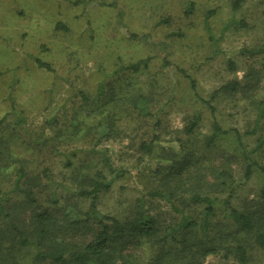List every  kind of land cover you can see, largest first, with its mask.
<instances>
[{"label":"rangeland","instance_id":"1","mask_svg":"<svg viewBox=\"0 0 264 264\" xmlns=\"http://www.w3.org/2000/svg\"><path fill=\"white\" fill-rule=\"evenodd\" d=\"M233 2L0 0V192L10 188L17 159L33 173L47 168L49 182L37 204L51 209L57 235L77 247L92 238L96 224H61L88 211L86 178L102 172L108 187L97 194L99 214L125 221L143 210L160 227L158 238L116 242L114 264H241L233 253L238 244L247 251L244 264H264L256 229L239 230L222 202L228 196L239 211L264 213V0H243L235 10ZM139 60L146 65L137 72L121 68ZM233 80L235 91L211 99L226 133L208 144L206 100ZM134 90L151 97L156 117L128 108L124 96ZM196 114L198 123L186 133ZM158 117V143L145 155L139 143ZM109 122L118 135H100V124ZM245 154L260 166L248 179ZM170 189L169 199L148 194ZM193 192L214 199L207 234L177 227L182 215L202 216L203 204L189 202ZM33 209L16 212L30 224ZM168 231L211 241L217 252L203 258L195 246L178 251L179 244L159 240ZM32 253L18 250L17 264H47L33 261Z\"/></svg>","mask_w":264,"mask_h":264},{"label":"trees","instance_id":"2","mask_svg":"<svg viewBox=\"0 0 264 264\" xmlns=\"http://www.w3.org/2000/svg\"><path fill=\"white\" fill-rule=\"evenodd\" d=\"M243 0H234L232 3V9L235 10L239 7ZM145 60H139L137 62L129 63L121 68L129 70L131 72H137L141 67L146 64ZM37 65L46 69H50L48 64H44L37 60ZM190 85L193 87L194 82L189 80ZM238 82L236 80L229 81L219 88L214 90L206 103L209 105L212 123L211 132L207 136L206 143L210 144L219 135L225 134L224 130L217 121L215 115V108L211 104V99L215 97L218 92L235 91L237 89ZM85 99V95L81 94ZM151 97L147 94L134 90L125 94L124 102L133 112H136L138 116L146 117L147 115L156 117V114L150 112L149 101ZM199 121V115H194L185 126V132L191 133ZM161 124L160 118H156L154 122L153 130L146 140H142L139 143V147L145 155H150L152 149L158 143L159 136L154 131ZM106 126V128L104 127ZM104 130L100 132L102 136L110 137L111 134L118 135L111 122L108 126L100 124ZM177 141V140H176ZM179 149V146H178ZM248 160V163L244 171V179H248L253 171V167H260L258 164L251 160L248 154L244 155ZM17 164L14 170V177L11 181L10 188L6 192H0V264H17L16 252L21 249L32 251V259L35 262L47 263V264H114V245L116 242L122 241L124 237H142V238H158L160 233V227L158 226V220L156 217L151 216L143 210L135 212L132 218L125 221H119L118 219L99 214L96 209L95 202L97 194L103 188H107L108 184L105 182L102 172L96 174L95 177L86 178L87 183L90 184V190L83 191L84 194L90 196V205L88 211L84 212L82 217L75 216L72 220L68 221V216L64 218V227H78V221L85 223L92 221L96 224V230H93L92 238L81 246H70L63 241L57 235V219L53 215L49 207H40L37 204V196L46 189V185L49 182L50 172L48 169H43L40 173H33L29 171L25 166V161L17 159ZM174 160H170L169 167L170 173L174 171ZM262 169V168H260ZM152 172L159 173L157 168H153ZM221 176H227L228 173L221 170L219 173ZM86 181V180H85ZM179 184H173L178 187ZM16 194L21 196L19 201H10L6 198V194ZM264 195V189L262 190ZM149 195H159L167 197L168 199L173 195V190H169L166 194H163L160 190H151ZM213 198L209 195H202L198 192H193L189 197V202L194 204H203V213L199 220L194 218H188L185 215L180 217V221L177 227L181 229L191 230L195 227H199L201 232L207 234L211 217L213 216ZM223 204L225 206L226 215L230 217L239 230L242 232H249L256 229L254 234L255 243L260 249L264 251V213L259 212H242L231 206L229 197L223 198ZM18 207L19 212L22 208L33 207L32 222L26 224L24 220H21L19 212H16ZM21 213V212H20ZM69 225V226H68ZM162 242H175L179 244V249H189L191 246H195L199 254L202 257L208 255H214L217 252V247L210 243L204 244V241L197 242L187 236L177 238L174 236L173 231H168L162 235L159 239ZM235 259L244 264L247 260V251L243 244H238L234 248Z\"/></svg>","mask_w":264,"mask_h":264}]
</instances>
